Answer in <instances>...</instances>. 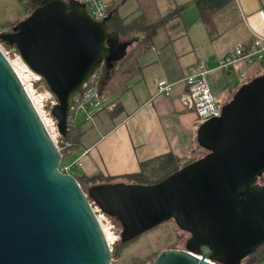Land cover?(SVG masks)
Masks as SVG:
<instances>
[{"label": "water", "instance_id": "1", "mask_svg": "<svg viewBox=\"0 0 264 264\" xmlns=\"http://www.w3.org/2000/svg\"><path fill=\"white\" fill-rule=\"evenodd\" d=\"M111 27L81 0H39L0 34L56 97L62 135L84 85L128 53ZM198 141L208 154L158 182L100 186L106 213L133 225L128 238L170 220L191 235L186 250L165 248L152 264H239L264 245V74L201 126ZM61 159L0 50V264H114L92 203L59 171Z\"/></svg>", "mask_w": 264, "mask_h": 264}, {"label": "crops", "instance_id": "2", "mask_svg": "<svg viewBox=\"0 0 264 264\" xmlns=\"http://www.w3.org/2000/svg\"><path fill=\"white\" fill-rule=\"evenodd\" d=\"M232 2L234 0L226 1L213 14V35H209L200 13L195 22L190 23L185 6L170 8L166 14L171 11L175 14L167 18L158 31L154 46L140 59L144 66L141 73L128 82L126 89L107 98L113 108L105 107L92 115H89L93 111L90 107L89 111L74 113L73 121L81 126L82 135L79 146L68 159L81 162L75 166L73 175L102 173L107 177H120L135 174L140 171L142 162L169 153L182 160L203 159L208 154L209 151L198 141V132L209 119L198 118L193 110L183 105L182 85L177 86L174 95L165 97L156 96V83L163 78L178 82L201 59L206 58L217 65L228 48L239 42L250 44L254 34L264 36V0H236V7ZM107 5L109 8L108 2ZM139 12L137 7L129 14H118L124 24H130L137 19ZM26 16L19 0H0V34L9 31L11 23ZM4 24H7L5 31L2 30ZM140 34L133 32L126 37L127 40L120 37L127 43L132 36ZM249 69L245 68L248 74ZM236 74V69L227 73L228 79ZM237 87L234 85L230 89L225 103L232 99L230 95L235 94ZM117 104L122 111L112 115Z\"/></svg>", "mask_w": 264, "mask_h": 264}, {"label": "trees", "instance_id": "3", "mask_svg": "<svg viewBox=\"0 0 264 264\" xmlns=\"http://www.w3.org/2000/svg\"><path fill=\"white\" fill-rule=\"evenodd\" d=\"M25 8L26 15H28L37 5L39 0H19ZM139 3V9L142 11L141 15L130 24H124L123 20L120 18L117 7L119 1L115 2L112 6H109V22L112 30H116L120 33V36L127 40L126 37L132 34L133 32L141 33V36H132L127 44L129 46L127 55L119 61H106L103 68L100 69L95 80L96 90L98 95L104 99L113 96L117 92L123 91L127 88V84L131 81L132 78L139 75L144 66L141 65L140 59L143 54H146L151 50L155 44V39L158 34L159 29L165 25L167 18L171 15H174L175 12L171 11L168 14L162 15L159 10L157 0H137ZM228 0H194L198 6L200 13V19L204 23L209 35L214 33V20L213 14L221 7L224 6ZM180 10V9H178ZM177 13V12H176ZM21 21V20H19ZM11 23L10 30L19 22ZM7 24L2 25V30ZM0 43L4 44L1 41ZM138 44V45H137ZM6 47H9L6 45ZM252 80V79H250ZM81 94H77V99L80 98ZM78 101L74 102V106L77 107ZM122 111V107L117 104L112 111V115L118 114ZM75 110L72 111V118L68 125V131L63 134L65 141L71 143L70 147L64 148L62 152V161H67L72 152L79 146L80 138L82 135L81 126L75 124L73 121V115ZM201 159V158H199ZM198 159L189 158L182 160L175 156L172 153L144 161L141 163V169L137 173L127 174L120 177H107L102 173H96L92 176H76L81 187L91 203L94 205L97 204L101 210L114 221V217L106 213L103 208L104 193L100 189V186L108 184H117V183H143V184H152L164 179L165 177L171 175L172 173L178 171L179 169L193 163ZM120 222V221H118ZM121 223V222H120ZM141 236V235H140ZM140 236H134L128 238L124 232L121 234L120 240L115 242L113 247V259L112 262L116 263V260L119 258V253L129 244V242L135 240ZM264 262V245L259 248L255 253L248 255L241 260L239 264H261ZM220 264H230V263H220Z\"/></svg>", "mask_w": 264, "mask_h": 264}, {"label": "built area", "instance_id": "4", "mask_svg": "<svg viewBox=\"0 0 264 264\" xmlns=\"http://www.w3.org/2000/svg\"><path fill=\"white\" fill-rule=\"evenodd\" d=\"M81 1L87 5L89 13L95 20L102 21L108 19V5L104 0ZM228 49L213 69L208 67L207 60L203 58L192 65L186 77H183L178 82L170 81L166 78L158 79L156 83V96L170 97L175 94L177 86L182 85L181 101L185 107L193 110L200 119L207 120L219 117L222 114V109L208 82L209 72L220 70L227 74L236 69L241 79L249 81L251 77H249L245 68H250L257 63L264 64V36L254 34L253 41L250 44L239 42ZM0 50L14 70L54 144L60 151L70 147L71 143L64 140L63 135L59 131L58 122L52 114V110L57 104L56 97L48 92L44 85L43 91L39 90V84H42L40 76L28 67L14 48L6 47V45L4 46L0 43ZM98 72L84 85L83 91L79 93L81 94L80 98L77 99L76 96L75 101H78V105L77 107H73L75 112L77 110L89 111L90 107L93 111L89 115H92L95 111L102 110L105 107L113 108V104L107 103V99L98 95L96 86L94 85ZM39 97L45 99L40 108H38L37 103ZM48 102H50V107H48ZM44 118L51 121V126L47 125ZM77 164L80 165L81 162L62 161L61 159L58 169L61 173L73 175L72 172ZM92 207L107 239L105 230L112 232L115 227L113 221L97 204L94 205L92 203ZM107 242L109 243L108 239ZM111 244L109 243L110 246ZM261 264H264V262Z\"/></svg>", "mask_w": 264, "mask_h": 264}, {"label": "rangeland", "instance_id": "5", "mask_svg": "<svg viewBox=\"0 0 264 264\" xmlns=\"http://www.w3.org/2000/svg\"><path fill=\"white\" fill-rule=\"evenodd\" d=\"M110 6H112L115 1H119V6L122 7L119 9V13L121 15L129 14L131 11H134L137 7H139V3L137 0H104ZM173 1L176 3L173 4ZM159 10L162 15H165L170 8L184 7L185 6V15H187L188 21L190 23H194L197 16L199 15V9L194 0H157ZM232 4L236 5V0L232 2ZM236 7V6H235ZM139 15H141V10L139 9ZM193 17L192 19H190ZM241 19V17H240ZM200 23V22H199ZM201 24V23H200ZM202 25V24H201ZM138 37L141 36L137 35ZM206 59V58H205ZM207 60V59H206ZM209 62V60H207ZM208 64L209 67H216V63ZM217 71V72H215ZM212 74L208 75V82L210 84L211 89L213 90L216 99L218 100L220 106H224L226 95L230 92L231 88H234V85H238V89L248 83V80L241 79L239 74L234 75L231 79H228V75L220 70H215ZM261 74H264V64H255L249 69V77L250 79H254ZM43 84H39V90L43 91ZM237 89V90H238ZM235 92V91H234ZM234 94L232 93L230 96L232 97ZM229 96V95H228ZM48 107H50V102H48ZM81 113V112H79ZM76 114V120H78V114ZM51 123V121H50ZM259 183H264V176L261 177ZM114 228L112 230V237H116L113 239L114 241L110 247L115 245V242L120 240L122 231V224L118 222L117 218H113ZM190 234L182 229L174 220L166 221L151 231L143 233L140 237L135 240L129 242V244L125 245L122 251L119 253V258L116 260L114 264H152L153 261L157 258L161 251L166 249H187L188 242L190 240Z\"/></svg>", "mask_w": 264, "mask_h": 264}, {"label": "bare ground", "instance_id": "6", "mask_svg": "<svg viewBox=\"0 0 264 264\" xmlns=\"http://www.w3.org/2000/svg\"><path fill=\"white\" fill-rule=\"evenodd\" d=\"M44 102H45V99L39 97V98L37 99L38 108H40ZM44 119H45L47 125L51 126L50 120L47 119V118H44ZM105 233H106V236H107V239H108L109 243H110V244L113 243L112 240H113V239H116V238L111 236V235H112V232L109 231V230H105Z\"/></svg>", "mask_w": 264, "mask_h": 264}, {"label": "flooded vegetation", "instance_id": "7", "mask_svg": "<svg viewBox=\"0 0 264 264\" xmlns=\"http://www.w3.org/2000/svg\"><path fill=\"white\" fill-rule=\"evenodd\" d=\"M262 177H263V176H262ZM260 179H261V178H260ZM260 179H259V180H260ZM137 227H138V225H137ZM137 227H136V228H137ZM129 228H130L131 230H129L128 228H125L124 225L122 224V230H123L122 232H125V231H126V232H128V233H130V232L132 233V232L134 231V229H133V225L130 226Z\"/></svg>", "mask_w": 264, "mask_h": 264}]
</instances>
